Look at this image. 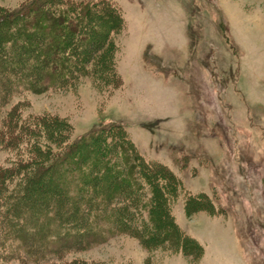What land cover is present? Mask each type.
I'll return each mask as SVG.
<instances>
[{"label": "rangeland", "instance_id": "obj_1", "mask_svg": "<svg viewBox=\"0 0 264 264\" xmlns=\"http://www.w3.org/2000/svg\"><path fill=\"white\" fill-rule=\"evenodd\" d=\"M27 1L0 0V11L22 18ZM110 2L117 25L83 43L90 55L78 73L0 106V179L23 180L17 165L32 172L69 142L119 125L161 177L179 180L169 216L199 246L188 253L130 232L52 262L0 264H264V0ZM196 193L205 199L186 202Z\"/></svg>", "mask_w": 264, "mask_h": 264}, {"label": "trees", "instance_id": "obj_2", "mask_svg": "<svg viewBox=\"0 0 264 264\" xmlns=\"http://www.w3.org/2000/svg\"><path fill=\"white\" fill-rule=\"evenodd\" d=\"M117 12L110 0H28L22 18L0 11V106L24 89L59 87L72 78L89 59L83 43L104 41ZM118 126L69 142L32 172L17 165L23 180L8 184L10 174L1 177L0 257L52 262L80 244L130 232L146 244L169 240L188 253L198 248L166 206L179 180L161 177V165L145 161ZM202 199L196 193L186 202Z\"/></svg>", "mask_w": 264, "mask_h": 264}]
</instances>
